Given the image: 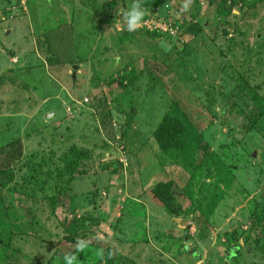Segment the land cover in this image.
I'll use <instances>...</instances> for the list:
<instances>
[{
	"label": "rangeland",
	"instance_id": "374dc122",
	"mask_svg": "<svg viewBox=\"0 0 264 264\" xmlns=\"http://www.w3.org/2000/svg\"><path fill=\"white\" fill-rule=\"evenodd\" d=\"M130 3L0 0V264H264V0Z\"/></svg>",
	"mask_w": 264,
	"mask_h": 264
},
{
	"label": "clouds",
	"instance_id": "9594fccd",
	"mask_svg": "<svg viewBox=\"0 0 264 264\" xmlns=\"http://www.w3.org/2000/svg\"><path fill=\"white\" fill-rule=\"evenodd\" d=\"M146 14V9L143 7V0H131L128 8L122 13L124 27L128 32L136 31L142 24ZM119 62V57L116 58ZM87 244L84 241L78 242L77 253H69L64 256V264H77L78 253L86 248ZM111 255V254H109Z\"/></svg>",
	"mask_w": 264,
	"mask_h": 264
},
{
	"label": "trees",
	"instance_id": "16d2710c",
	"mask_svg": "<svg viewBox=\"0 0 264 264\" xmlns=\"http://www.w3.org/2000/svg\"><path fill=\"white\" fill-rule=\"evenodd\" d=\"M157 135L159 137V141L162 144L161 148L163 149V152L166 151V149L168 150L169 148L170 150L173 149L174 151L180 152L178 150L179 147H177V145H181L179 141H182L183 135H182V131L178 128V126H175L174 123L171 124L170 122L163 121L158 130ZM184 151L186 150L184 149ZM168 192H169L168 188H165L163 190L162 198L164 201H167V199L169 198Z\"/></svg>",
	"mask_w": 264,
	"mask_h": 264
},
{
	"label": "water",
	"instance_id": "95a60500",
	"mask_svg": "<svg viewBox=\"0 0 264 264\" xmlns=\"http://www.w3.org/2000/svg\"><path fill=\"white\" fill-rule=\"evenodd\" d=\"M73 77H75V74H73Z\"/></svg>",
	"mask_w": 264,
	"mask_h": 264
}]
</instances>
